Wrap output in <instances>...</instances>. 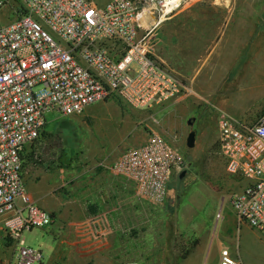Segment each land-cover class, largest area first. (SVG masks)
I'll use <instances>...</instances> for the list:
<instances>
[{"label":"rangeland","instance_id":"rangeland-1","mask_svg":"<svg viewBox=\"0 0 264 264\" xmlns=\"http://www.w3.org/2000/svg\"><path fill=\"white\" fill-rule=\"evenodd\" d=\"M182 3L173 13L172 23L166 20L156 29L161 39L158 52L167 62L190 72L185 82L196 93L164 108H136L121 97H113L71 115L47 112L40 139L45 138L48 158L44 167L36 169L64 174L60 184L67 186L58 191L60 201L53 207L61 228L50 224L23 230L26 245L43 254L34 264H115L105 263L110 259L123 264H184L205 259V264H216L213 251L221 234L226 233L225 224L231 226L235 216L231 195L247 181L227 172L218 140L216 106L248 121L264 115V0ZM232 40L246 43L236 48L231 75L219 79L220 73L213 70H221V63L209 53L212 49L222 58L223 53L231 57L226 50L233 52ZM203 63L200 76L195 77ZM193 117L197 119L190 125ZM191 130L196 131L192 148L187 145ZM151 131L171 138L186 161L172 178L166 203L136 198L134 184L123 181L126 189L122 207L117 209L123 215L111 223L112 228L120 227L112 232L113 241L110 229L87 234L80 228L77 233L76 226L71 224L72 229L68 222L91 211L84 202L91 170L144 142ZM234 228L236 255L243 264H264V236L246 223L239 224L237 217ZM16 246L0 219V257L8 258L6 264H18Z\"/></svg>","mask_w":264,"mask_h":264},{"label":"built area","instance_id":"built-area-1","mask_svg":"<svg viewBox=\"0 0 264 264\" xmlns=\"http://www.w3.org/2000/svg\"><path fill=\"white\" fill-rule=\"evenodd\" d=\"M171 12L165 0H0V219L16 240L18 264L43 257L23 230L54 221L22 175V152L47 112L71 115L113 97L164 108L196 93L157 49L155 30ZM218 131L227 172L247 179L231 195L237 221L264 236V115L248 121L218 108ZM185 162L171 138L151 131L104 165L131 181L139 199L164 205ZM219 264L243 262L223 248Z\"/></svg>","mask_w":264,"mask_h":264},{"label":"crops","instance_id":"crops-1","mask_svg":"<svg viewBox=\"0 0 264 264\" xmlns=\"http://www.w3.org/2000/svg\"><path fill=\"white\" fill-rule=\"evenodd\" d=\"M179 8L180 7H178L177 9L172 11L170 14H168L167 17L165 19H163V21H161V23L158 25V27L163 22H165L166 20H169V25H170L172 23L171 20L175 14L174 12L177 11ZM155 35H156L157 49L159 51L161 39L157 35V30H155ZM232 41H233V43H232L233 52H230L231 50H228V51L226 50V54L228 53V55H231V57H229V58H227L226 55L224 56V53H223V58H222V57H220L221 56L220 53H212V49L210 50L209 56L212 54L214 59L219 60L221 63V65H220V68L222 67L221 70H218L217 68H214V70H213L215 72L214 74H216V75H217V73H220V75L218 76L219 79L220 78L226 79L228 73H229V75H231L232 72H229L230 71L229 69H230V66L233 62L232 60H233L234 54L236 53V48L239 46V44L244 45L246 43V40L245 41L244 40H242V41L241 40H236V41L232 40ZM160 56L164 62V65L166 67L173 69L182 79L186 80L187 76L188 77L190 76V74H189L190 72H186V71L182 70L176 64L167 62L166 57H163L162 55H160ZM228 64H229V67H227ZM204 65H205V63H203V67H200V69L197 71L195 77L200 76L202 69L204 68ZM222 74H223V76H221ZM214 77H216V76H214ZM193 78H194V76H193ZM230 78H232V77H230ZM190 80H192V79H190ZM198 90L206 92V90L202 89V88L201 89L198 88ZM152 108H155V106ZM152 108H150V109H152ZM216 108L218 109L219 107L216 106ZM146 109H149V108H146ZM44 140H45V138L39 140L37 143L32 142V143L27 144L25 146L23 152H22V157H24V156L26 157V155L32 151H35V152L37 151V153H38V151H40V150L41 151L44 150L46 155H47L48 150L46 152V148L43 147ZM22 161L24 162V159ZM45 165H46V162L44 165L34 164V163H30L28 165H25L23 168V171H22L23 180H24V183H25L27 190L30 192V194L32 195V197L36 201V203L40 207L48 210L53 216V219H54L53 224H58V228H61V226H62L61 220L59 219L57 213L53 210V207L56 208V205L58 206V203H56V201H58V202L60 201L59 196H57L58 191L61 188H65V186H67L66 185L67 183H64V182L62 184H60L61 180H63L65 178V175L60 174V173L59 174L58 173H52L51 171H49V170L46 171L43 168L42 169H36V167H44ZM100 166H102V167H100ZM79 177H81V175ZM88 178H89L88 179V199L86 198L84 202L87 204L88 209H90L91 211H89V213L87 212L83 215L78 216V219H76V217L72 218V220H69L68 224L71 226L72 229L74 227L71 224H74L76 226V232L77 233L79 232L80 228H83V231L87 234H93L94 232H98L99 230L107 232V230L110 229V231H108V232L111 233V238L113 241L115 235L112 236V232H117L118 230H120V227H118V226L114 227L113 226L114 228H112L111 223H117L116 220L119 219V217H122V215H123V213H122L123 211L119 212L117 209L122 207L121 203L123 200H122L121 196H122L123 190L126 189V185L123 184V181H125V183H127V181H129V180L126 179L125 177L121 176L120 174L114 172L113 170H111L110 168L106 167L104 164H101V163H99V166L97 165V167H95L94 169L91 170L90 174L88 175ZM83 180L84 179H81L79 181L81 183L82 187H84V184L82 183ZM34 183L36 184V186H34ZM246 183H247V181H246ZM246 183L241 185L239 188L243 187ZM34 188L36 190H34ZM118 189H120V197H117ZM82 190H84V189H82ZM134 194H135V192H134ZM135 196H136V194H135ZM136 198H138V197L136 196ZM51 199H53V201ZM66 202H68V201H66ZM232 210L234 212L233 208H232ZM234 214H235V212H234ZM231 220H232L231 226H229L227 223L225 224L226 225V230H225L226 233L224 232L225 234H221V239H218L217 247L213 251V254H212L213 259L212 260H215L216 264H219L220 252L223 248H228L235 257H238L236 255V247H235L236 246V229L234 228L236 225V214H235V216L232 215ZM82 225H84V226H82ZM115 230H117V231H115ZM222 239H225L224 242H222ZM186 257H188V256H186ZM7 259L8 258H6V257L3 258V260L5 262L8 261ZM205 261H206L205 259L203 261H196V262L186 261L184 264H205ZM105 263L123 264V262L119 261L118 259L117 260L110 259V260L105 261Z\"/></svg>","mask_w":264,"mask_h":264},{"label":"trees","instance_id":"trees-1","mask_svg":"<svg viewBox=\"0 0 264 264\" xmlns=\"http://www.w3.org/2000/svg\"><path fill=\"white\" fill-rule=\"evenodd\" d=\"M41 135H42V133H40V136L37 139H35L33 142L37 143L39 140H41L40 139ZM46 156L47 155H46L44 150H42V151L40 150V151H38V153H37V151L36 152L35 151L30 152L29 154L26 155V157L25 156L22 157V160L24 159V162H23V165H22V170H23L25 165H28L30 163L44 165L45 162H46V159H47Z\"/></svg>","mask_w":264,"mask_h":264},{"label":"bare ground","instance_id":"bare-ground-1","mask_svg":"<svg viewBox=\"0 0 264 264\" xmlns=\"http://www.w3.org/2000/svg\"><path fill=\"white\" fill-rule=\"evenodd\" d=\"M165 1H166V5H167V12H170V11H174L175 9H177L182 4L183 0H165ZM162 19H164V16H162ZM141 22L143 24H149L146 15H144L141 18Z\"/></svg>","mask_w":264,"mask_h":264},{"label":"water","instance_id":"water-1","mask_svg":"<svg viewBox=\"0 0 264 264\" xmlns=\"http://www.w3.org/2000/svg\"><path fill=\"white\" fill-rule=\"evenodd\" d=\"M190 125L194 124V118L190 119L188 122ZM195 142H196V131L195 130H191L188 134L187 137V145L188 147L192 148L195 146ZM184 175V173H181V177Z\"/></svg>","mask_w":264,"mask_h":264},{"label":"flooded vegetation","instance_id":"flooded-vegetation-1","mask_svg":"<svg viewBox=\"0 0 264 264\" xmlns=\"http://www.w3.org/2000/svg\"><path fill=\"white\" fill-rule=\"evenodd\" d=\"M194 118V120H196L197 118L196 117H193Z\"/></svg>","mask_w":264,"mask_h":264}]
</instances>
